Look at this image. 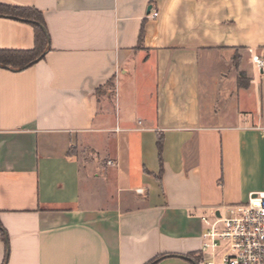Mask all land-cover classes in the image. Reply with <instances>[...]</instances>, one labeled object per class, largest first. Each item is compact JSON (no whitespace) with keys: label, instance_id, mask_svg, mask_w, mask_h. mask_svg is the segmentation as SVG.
Listing matches in <instances>:
<instances>
[{"label":"crops","instance_id":"crops-1","mask_svg":"<svg viewBox=\"0 0 264 264\" xmlns=\"http://www.w3.org/2000/svg\"><path fill=\"white\" fill-rule=\"evenodd\" d=\"M0 3L49 38L0 64V264H200L224 206L264 191V0ZM35 46L0 15V50Z\"/></svg>","mask_w":264,"mask_h":264},{"label":"built area","instance_id":"built-area-1","mask_svg":"<svg viewBox=\"0 0 264 264\" xmlns=\"http://www.w3.org/2000/svg\"><path fill=\"white\" fill-rule=\"evenodd\" d=\"M253 61L264 70L258 55ZM202 238L200 264H264V191L251 192L244 202L224 206V213Z\"/></svg>","mask_w":264,"mask_h":264},{"label":"trees","instance_id":"trees-1","mask_svg":"<svg viewBox=\"0 0 264 264\" xmlns=\"http://www.w3.org/2000/svg\"><path fill=\"white\" fill-rule=\"evenodd\" d=\"M0 15L25 19L32 23L35 29L36 46L32 50H0V64L14 69H23L32 65L35 60L45 51L47 35L42 26L45 27L43 14L36 8L23 6H10L0 3ZM162 141L159 140L161 147Z\"/></svg>","mask_w":264,"mask_h":264},{"label":"rangeland","instance_id":"rangeland-1","mask_svg":"<svg viewBox=\"0 0 264 264\" xmlns=\"http://www.w3.org/2000/svg\"><path fill=\"white\" fill-rule=\"evenodd\" d=\"M80 159H81V164H82V175L84 177H86L87 174H90V175H93V178H94V174L100 170L99 166L98 167H94V166H90L89 165V163H91L92 161L95 160V155L91 154L90 151L83 150L81 152ZM107 176H108L107 179H108V182H109V184L107 185V190H108V193H109L111 191V189H112L111 185H110V180H111L113 175H112V173H109V174H107ZM85 179L86 178H84V181H85ZM98 187L101 188V190H102L103 185H98V184L95 183L93 185V188H92L93 192H96L95 190H97Z\"/></svg>","mask_w":264,"mask_h":264},{"label":"water","instance_id":"water-1","mask_svg":"<svg viewBox=\"0 0 264 264\" xmlns=\"http://www.w3.org/2000/svg\"><path fill=\"white\" fill-rule=\"evenodd\" d=\"M42 28H43L44 32L46 33V35H47L46 28L44 26H42ZM47 38H48V35H47ZM48 43H49V38H48ZM45 53H46V50L35 60V62L41 60L44 57Z\"/></svg>","mask_w":264,"mask_h":264}]
</instances>
